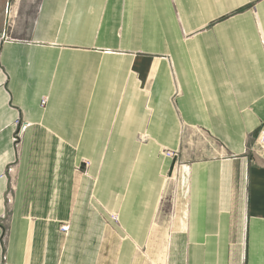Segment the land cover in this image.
<instances>
[{"label":"crops","instance_id":"0c3cea01","mask_svg":"<svg viewBox=\"0 0 264 264\" xmlns=\"http://www.w3.org/2000/svg\"><path fill=\"white\" fill-rule=\"evenodd\" d=\"M263 126L264 0H41L21 40L0 15V264H264Z\"/></svg>","mask_w":264,"mask_h":264},{"label":"rangeland","instance_id":"374dc122","mask_svg":"<svg viewBox=\"0 0 264 264\" xmlns=\"http://www.w3.org/2000/svg\"><path fill=\"white\" fill-rule=\"evenodd\" d=\"M40 2L41 0H0V15L2 17V24H4L5 27V37L10 39H19V40L25 39L31 30V26L33 24L36 13L40 6ZM203 135L204 134L202 133L196 132L195 135V142H197L196 144L199 145L202 150L208 151L209 153L217 154L216 152L217 144L215 145L212 142H208L206 138L203 137ZM257 135L255 136L254 143L257 139ZM254 143L253 145L255 146ZM181 153H182L181 150L176 151L177 156L173 159L176 160L178 156L181 155ZM170 178L171 176H169V179ZM169 179L166 180L169 181ZM170 188H171V195L170 197L164 198L162 207L160 208L158 223L156 224L155 227L156 235L158 236V238L154 239V246H157L159 248H162L161 246H164V244L166 243V240L163 237L164 235L168 234L169 226H170V218L172 215L171 208L173 206L172 202L175 196L174 195L175 186H170Z\"/></svg>","mask_w":264,"mask_h":264},{"label":"built area","instance_id":"2783aa9c","mask_svg":"<svg viewBox=\"0 0 264 264\" xmlns=\"http://www.w3.org/2000/svg\"><path fill=\"white\" fill-rule=\"evenodd\" d=\"M46 104V100L43 99L41 101V105L44 106ZM14 128H15V132H14V135L13 137L11 138L12 140V144L15 146V148L17 150H19L20 148V145H21V139H22V136L24 134V132L26 131V129L28 128V125L26 124H22L21 121L18 119L15 120L14 122ZM255 144L257 147L261 148V149H264V126L262 127V129L259 131L258 135H257V139L255 141ZM162 154L165 156V157H168L170 159H173L177 156L176 154V151H172V150H168L166 148H162ZM83 165H84V168H88L89 166V162L84 160L83 162ZM113 219H115V216H113ZM68 227L67 225H62L60 227V231L65 233L67 231Z\"/></svg>","mask_w":264,"mask_h":264},{"label":"bare ground","instance_id":"6f19581e","mask_svg":"<svg viewBox=\"0 0 264 264\" xmlns=\"http://www.w3.org/2000/svg\"><path fill=\"white\" fill-rule=\"evenodd\" d=\"M166 158H168V157H166Z\"/></svg>","mask_w":264,"mask_h":264}]
</instances>
